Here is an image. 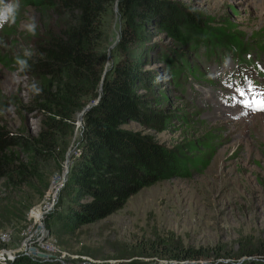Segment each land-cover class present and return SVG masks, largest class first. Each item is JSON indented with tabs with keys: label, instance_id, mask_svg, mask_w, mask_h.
<instances>
[{
	"label": "rangeland",
	"instance_id": "obj_1",
	"mask_svg": "<svg viewBox=\"0 0 264 264\" xmlns=\"http://www.w3.org/2000/svg\"><path fill=\"white\" fill-rule=\"evenodd\" d=\"M170 1L213 17L216 23L212 22V26L223 21L236 24L244 44L243 49L233 52L214 46L210 54L204 55L203 45L194 47L174 41L152 20L143 26L131 47L141 74L153 75L148 93L151 104L169 114L164 130L144 131L152 133L165 146L182 145L187 155L191 152L186 145L195 143L193 153L199 152L211 137L212 154L204 168H190L187 175L141 187L114 212L81 224L71 232L61 230L60 221H51V233L64 262L244 264L250 260L264 261V110H259L264 105V0ZM34 17L32 6L20 8L16 22L0 29V49L13 50L9 46L11 37H14V49L24 46L21 31ZM119 26L117 9L114 11L112 5L103 18L105 69L123 57L122 52L113 48ZM248 60L254 67L245 65ZM169 63L184 69L177 83L170 78ZM195 65L201 73L193 78L186 69ZM29 90L24 75L9 65L0 64L1 94H14L25 102ZM138 91L144 92V88ZM75 121L74 115L73 132L59 167L45 161V167L41 168L43 174L47 173V185L62 170H68L72 155L77 152L81 122ZM37 122L34 110H19L17 104L0 106V124L10 131L25 128L35 133ZM121 127L142 129L134 120H128ZM41 194H35L31 203ZM60 207L64 209L65 204ZM22 225L23 217L13 219L0 225V231H7L14 242ZM161 239L164 243H160ZM187 250L194 256L182 257ZM172 253L180 257H167Z\"/></svg>",
	"mask_w": 264,
	"mask_h": 264
},
{
	"label": "trees",
	"instance_id": "obj_2",
	"mask_svg": "<svg viewBox=\"0 0 264 264\" xmlns=\"http://www.w3.org/2000/svg\"><path fill=\"white\" fill-rule=\"evenodd\" d=\"M19 3L20 8L33 7L35 17L29 24L35 22V35L28 28L21 31L25 45L16 49L11 37L9 46L13 50L0 49V64L24 75L30 90L25 102L14 94L0 92V106L17 104L19 110H34L38 122L35 133L25 128L10 131L0 124V225L22 218L34 195L43 192L48 181L41 168L45 161L59 167L73 132L74 115L76 120L81 107L97 95L95 104L82 114L77 152L72 155L57 205L46 216L47 227L51 221H60L61 230L71 232L81 224L114 212L141 187L187 175L190 168L207 165L213 149L211 137L199 152L193 153L195 143L190 142L186 146L191 155H187L182 145L165 146L144 131L164 130L169 114L151 104L148 93L153 75L141 74L131 47L143 26L154 20L155 26L172 40L194 47L203 45L204 55L210 54L214 46L233 52L244 46L236 24L223 21L212 26V22L216 23L213 17L170 0H117L120 26L113 48L122 52L123 57L102 74L106 58L103 18L114 0ZM170 63V78L177 83L184 69ZM186 73L194 78L201 72L195 65L188 67ZM142 87L144 92L138 91ZM128 120H134L142 129L121 127ZM62 203L64 209L60 207ZM160 243H164L162 239ZM187 256L194 254L187 250L182 257ZM167 257L180 256L172 253ZM6 264L64 263L18 255ZM244 264L264 261L250 260Z\"/></svg>",
	"mask_w": 264,
	"mask_h": 264
},
{
	"label": "built area",
	"instance_id": "obj_3",
	"mask_svg": "<svg viewBox=\"0 0 264 264\" xmlns=\"http://www.w3.org/2000/svg\"><path fill=\"white\" fill-rule=\"evenodd\" d=\"M65 173L62 170L59 176L49 182L38 200L25 209L17 240L13 242L7 231H0V264H6L18 255H27L38 261L73 264L62 260L63 254L56 245V238L45 224L46 216L57 205Z\"/></svg>",
	"mask_w": 264,
	"mask_h": 264
},
{
	"label": "clouds",
	"instance_id": "obj_4",
	"mask_svg": "<svg viewBox=\"0 0 264 264\" xmlns=\"http://www.w3.org/2000/svg\"><path fill=\"white\" fill-rule=\"evenodd\" d=\"M20 9L19 0H12L10 3H5V0H0V29H3L6 24H14ZM28 30L35 35L36 24L35 22L26 26ZM19 63L25 64V61Z\"/></svg>",
	"mask_w": 264,
	"mask_h": 264
},
{
	"label": "water",
	"instance_id": "obj_5",
	"mask_svg": "<svg viewBox=\"0 0 264 264\" xmlns=\"http://www.w3.org/2000/svg\"><path fill=\"white\" fill-rule=\"evenodd\" d=\"M116 1L117 0H114V3H113V10L114 11H116ZM114 43V42H113ZM110 46H112V44L111 45H109V47ZM107 55H108V53H107ZM104 71H105V67L103 68V70H102V74L104 73ZM101 74V75H102ZM99 87H100V82H99ZM98 87V88H99ZM97 99H98V95L92 100V101H90V102H88V103H86V104H84L82 107H81V109L76 113V117H78V119H79V121L76 123V124H79L80 123V121H81V117H82V114L87 110V109H89L90 108V106L91 105H93V104H95V102L97 101ZM67 153V152H66ZM67 170L66 169H64V172H66Z\"/></svg>",
	"mask_w": 264,
	"mask_h": 264
},
{
	"label": "snow or ice",
	"instance_id": "obj_6",
	"mask_svg": "<svg viewBox=\"0 0 264 264\" xmlns=\"http://www.w3.org/2000/svg\"><path fill=\"white\" fill-rule=\"evenodd\" d=\"M259 110H264V105L261 106V108Z\"/></svg>",
	"mask_w": 264,
	"mask_h": 264
},
{
	"label": "bare ground",
	"instance_id": "obj_7",
	"mask_svg": "<svg viewBox=\"0 0 264 264\" xmlns=\"http://www.w3.org/2000/svg\"><path fill=\"white\" fill-rule=\"evenodd\" d=\"M77 122L79 121L78 117H76Z\"/></svg>",
	"mask_w": 264,
	"mask_h": 264
}]
</instances>
